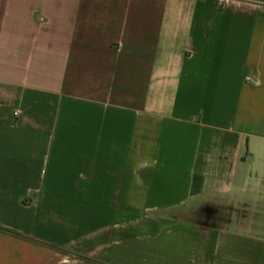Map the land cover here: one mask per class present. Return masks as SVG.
<instances>
[{
  "label": "crops",
  "instance_id": "crops-1",
  "mask_svg": "<svg viewBox=\"0 0 264 264\" xmlns=\"http://www.w3.org/2000/svg\"><path fill=\"white\" fill-rule=\"evenodd\" d=\"M0 264H264V0H0Z\"/></svg>",
  "mask_w": 264,
  "mask_h": 264
}]
</instances>
